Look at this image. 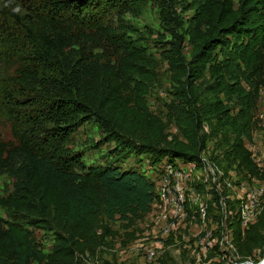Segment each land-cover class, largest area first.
I'll list each match as a JSON object with an SVG mask.
<instances>
[{
  "label": "trees",
  "instance_id": "obj_1",
  "mask_svg": "<svg viewBox=\"0 0 264 264\" xmlns=\"http://www.w3.org/2000/svg\"><path fill=\"white\" fill-rule=\"evenodd\" d=\"M140 1L0 0V119L7 121L13 138L6 142L0 137V174L6 172L16 181L15 194L0 199V205L31 214L30 225L39 229L54 222L67 236L61 238L63 259L89 252L100 218L132 225L151 212L158 198L154 183L139 171L114 165L88 167L79 153L66 147L93 105L79 98L73 73L64 65L65 53L80 42L98 40L109 14L128 11ZM204 4L202 17L208 32L194 45L190 62L179 73L186 79L185 92L193 94L194 81L208 72L215 78L209 88L212 100L191 116V128L185 129L189 145L184 149L148 150L160 162H198L208 139L199 134V118L210 116L227 130L220 155L224 169L263 181L264 173L244 140L255 129L253 117L264 88V0H206ZM107 38L122 43L115 35ZM219 47L229 49L234 69L219 64L215 56ZM235 92L237 111L230 112L224 97ZM188 104L192 108L191 101ZM150 126L148 130L158 128ZM3 224L0 218V253L15 254L13 264L45 263V255L31 241L21 238L19 242L17 233ZM109 233L113 234L106 227L104 236ZM104 236L97 238L103 241Z\"/></svg>",
  "mask_w": 264,
  "mask_h": 264
},
{
  "label": "rangeland",
  "instance_id": "obj_2",
  "mask_svg": "<svg viewBox=\"0 0 264 264\" xmlns=\"http://www.w3.org/2000/svg\"><path fill=\"white\" fill-rule=\"evenodd\" d=\"M205 1L141 0L128 11L109 14L105 32L98 40L80 42L67 50L64 65L73 73L78 96L93 105L66 143L67 148L81 155L86 166L135 169L153 180L155 167L161 162L148 148L184 149L189 145L185 129L191 128L190 118L199 108L201 111L202 104L212 100L209 88L215 81L205 72L194 81L192 94L185 92L186 79L179 73L190 62L194 45L201 43L208 32L202 17ZM111 35L122 43L116 45L107 38ZM129 44L133 48L128 49ZM228 51L227 47H219L215 56L221 66L234 69L236 62ZM236 95L224 97L230 112L237 111ZM255 109V129L244 145L264 173V88ZM199 120V134L208 136L199 161H169L177 168H190L184 226L173 219L166 223L155 219L153 212L163 206L158 196L154 210L132 225L100 218L93 234L94 244L87 248L90 253L77 252L67 260L60 258L61 238L67 236L54 222L49 221L47 229H39L30 225L31 214L0 205L3 225L17 233L19 242L21 238L31 241L45 255L44 264H85L82 257L87 254L99 264H153L143 256L141 245L159 246L155 249L159 252L156 264H264V180H248L226 171L220 155L227 130L210 116ZM150 125L158 128L148 130ZM0 137L6 142L13 140L9 124L2 119ZM15 188L14 178L6 172L0 174V199L14 195ZM190 222L196 227L192 228ZM166 226L171 231L164 238ZM106 227L113 234L104 236ZM101 235L103 241L97 238ZM203 239L210 244L205 253L199 246ZM119 250L124 251L118 254ZM0 260L2 264H13L15 254L4 251Z\"/></svg>",
  "mask_w": 264,
  "mask_h": 264
},
{
  "label": "built area",
  "instance_id": "obj_3",
  "mask_svg": "<svg viewBox=\"0 0 264 264\" xmlns=\"http://www.w3.org/2000/svg\"><path fill=\"white\" fill-rule=\"evenodd\" d=\"M155 169L157 171L156 177L151 180V182L154 183L157 197L159 196L163 206H161L158 211L155 210L152 215H155V219L158 222L166 223L167 220L173 219L178 226H184L186 223V215L183 211V205L186 201L185 193L187 190V182L189 181L190 168H177L174 164L164 159ZM156 206L155 202L152 205L151 211L154 210ZM203 215L204 211L202 210L201 217H203ZM192 220H195V218L192 217ZM189 224L193 226L192 228L196 227L193 222ZM242 224L245 226L244 222ZM176 227L177 226H173V228ZM170 231L171 227L166 226L162 233V237L164 236V238H166L165 236ZM154 244H157V242ZM160 245H162V243H160ZM141 246L140 249L143 250V256L147 258L150 263L156 264L159 252L155 249L159 246ZM199 246L203 253L208 251L210 248L208 239L201 240ZM120 251L124 250H119L118 254ZM82 258H84L85 264H99L96 260L91 259L88 254L84 255Z\"/></svg>",
  "mask_w": 264,
  "mask_h": 264
},
{
  "label": "clouds",
  "instance_id": "obj_4",
  "mask_svg": "<svg viewBox=\"0 0 264 264\" xmlns=\"http://www.w3.org/2000/svg\"><path fill=\"white\" fill-rule=\"evenodd\" d=\"M17 11H19V9H17Z\"/></svg>",
  "mask_w": 264,
  "mask_h": 264
}]
</instances>
